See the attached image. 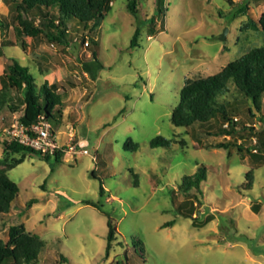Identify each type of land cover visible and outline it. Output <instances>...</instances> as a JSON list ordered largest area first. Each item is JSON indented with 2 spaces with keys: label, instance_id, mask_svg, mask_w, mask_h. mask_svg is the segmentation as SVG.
Here are the masks:
<instances>
[{
  "label": "rangeland",
  "instance_id": "1",
  "mask_svg": "<svg viewBox=\"0 0 264 264\" xmlns=\"http://www.w3.org/2000/svg\"><path fill=\"white\" fill-rule=\"evenodd\" d=\"M17 1L0 0V17L9 23L5 32L0 28V89L10 55L39 83L57 82L64 102L57 142L87 153L65 152L60 163L30 153L17 165L22 155L8 154L7 163L15 164L8 175L20 192L0 216V239L9 241L12 225L38 234L46 242L39 264L61 263L60 253L68 259L64 264H264V146L258 160L246 151L264 130L210 137L201 127L172 123L187 78L216 74L264 41L262 31H240L249 18H260L264 0H136L137 18L128 0H112L94 36L99 63L81 44L87 31L77 22L69 47L43 36L18 37L12 25ZM245 6L247 13H240ZM138 26V46L131 48ZM28 59L38 62L39 72ZM261 115L252 118L245 110L238 117L260 130ZM17 120L18 114L0 111V159L5 129ZM157 135L170 145L152 148ZM229 138L244 150L208 147ZM201 163L208 178L196 221L177 212L171 191L176 206L184 204L178 184ZM249 170L254 184L245 190ZM109 218L118 233L107 255Z\"/></svg>",
  "mask_w": 264,
  "mask_h": 264
},
{
  "label": "trees",
  "instance_id": "2",
  "mask_svg": "<svg viewBox=\"0 0 264 264\" xmlns=\"http://www.w3.org/2000/svg\"><path fill=\"white\" fill-rule=\"evenodd\" d=\"M112 0H18L12 7L16 15L12 21L15 33L18 37L28 36L33 39L40 36L49 42L69 47L74 41L71 30L73 22L82 26L87 34H80L81 44L87 43L92 62L99 63L98 42L94 37L98 23L103 20L111 9ZM231 2V0H228ZM129 11L138 17L136 0H128ZM248 8H241L240 13H247ZM9 23L0 17V28L5 32ZM248 29L262 31L264 34V12L258 20L248 19V23L241 27V32ZM140 26L131 41V48L138 46ZM11 54V53H10ZM29 60V59H28ZM29 63L39 69L36 60ZM92 66V63H91ZM43 75V72L40 73ZM2 87L0 89V111L8 109L18 114L19 121L25 126H31L40 119L48 122L54 134L55 127H59L63 117L64 102L59 92L57 82L49 83L47 80L37 81L36 75L31 72L29 66L20 62L18 57H7L4 72L1 76ZM14 90L20 95H16ZM264 41L259 45L251 46L244 54L227 63L219 72L207 77L187 78L180 91V100L172 111V123L177 127H201L210 137H232L240 130H249L251 135H259L264 128L255 129L251 124L239 118L246 112L252 118L261 115L264 109ZM245 100L243 104L240 100ZM264 120L261 115L259 117ZM248 125V126H246ZM2 144L5 157L0 159V216L10 212L12 205L18 198L20 189L16 182L10 179L8 172L15 164L7 163L8 154H21L17 164L23 163L27 154H35L49 159L54 156L57 163L62 161L64 149L57 150L54 154H43L15 140L8 141L4 133ZM256 137V136H255ZM220 141L208 147L230 150L237 146L244 150L242 142ZM170 140L157 135L150 140V146L168 147ZM137 145H134L132 149ZM264 146V138H260L259 144L250 145L246 151L254 159H260V148ZM3 165V167H1ZM208 178L207 167L199 164L198 170L193 174H186L178 184V189L186 197L185 203L175 204V192L171 191V200L177 212L186 218L198 220L193 216L196 202H201L203 196L202 183ZM253 170L246 173L245 190L253 188ZM196 191V192H195ZM101 193L104 188L101 186ZM86 204L97 206L92 201ZM187 203L190 206L187 207ZM259 206L253 210L257 212ZM173 221L166 224L171 225ZM108 235L106 252L109 255L117 240L118 229L114 221L108 219ZM10 239L4 242L0 239V264H39L40 255L46 247V242L38 234L27 231L23 225H12L9 229ZM59 264L68 262L65 255L60 253Z\"/></svg>",
  "mask_w": 264,
  "mask_h": 264
},
{
  "label": "built area",
  "instance_id": "3",
  "mask_svg": "<svg viewBox=\"0 0 264 264\" xmlns=\"http://www.w3.org/2000/svg\"><path fill=\"white\" fill-rule=\"evenodd\" d=\"M8 141L15 140L43 154H54L57 150L64 149V152L87 153V150L76 151L74 146L67 151L66 145L57 142V134H54L48 122L41 119L31 126H25L17 120L9 128L5 129Z\"/></svg>",
  "mask_w": 264,
  "mask_h": 264
},
{
  "label": "water",
  "instance_id": "4",
  "mask_svg": "<svg viewBox=\"0 0 264 264\" xmlns=\"http://www.w3.org/2000/svg\"><path fill=\"white\" fill-rule=\"evenodd\" d=\"M228 29L226 28L220 36L221 40H225Z\"/></svg>",
  "mask_w": 264,
  "mask_h": 264
}]
</instances>
